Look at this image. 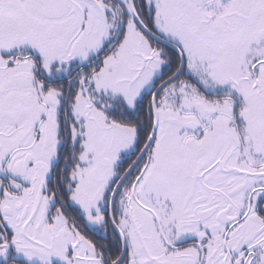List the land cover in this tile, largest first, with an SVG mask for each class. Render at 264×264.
<instances>
[{"label":"snow or ice","instance_id":"obj_1","mask_svg":"<svg viewBox=\"0 0 264 264\" xmlns=\"http://www.w3.org/2000/svg\"><path fill=\"white\" fill-rule=\"evenodd\" d=\"M0 264H264V0H0Z\"/></svg>","mask_w":264,"mask_h":264}]
</instances>
